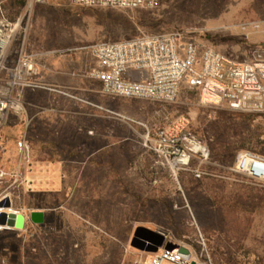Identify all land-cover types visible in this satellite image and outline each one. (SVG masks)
<instances>
[{
  "label": "rangeland",
  "instance_id": "1",
  "mask_svg": "<svg viewBox=\"0 0 264 264\" xmlns=\"http://www.w3.org/2000/svg\"><path fill=\"white\" fill-rule=\"evenodd\" d=\"M15 1L0 0V11L24 27L3 64L14 62L24 38L25 54L43 67L42 79H68L72 95L87 104L25 91L20 103L27 118L10 114L0 128V169L16 168L23 136L31 165L43 157L61 166L60 189L42 184L20 190L15 205L26 213L45 211V221L2 231L0 264H137L145 256L129 245L137 226L191 245L212 264H264V186L215 177L195 180L185 171L176 181L139 137L146 128L153 133L167 125L164 118L171 123L183 116L187 129L209 150L210 172L234 178L221 167H230L239 151H255L257 138L264 141V98L260 112L213 110L201 107L196 91L184 83L178 104L163 106L103 96L88 77L95 64L93 45L166 31L180 43L194 41L239 61L252 60L264 48V32L241 27L264 21V0H158L153 8L136 10L27 0L18 14ZM65 105L76 114L42 115L34 107ZM114 114L140 125L130 123V128Z\"/></svg>",
  "mask_w": 264,
  "mask_h": 264
},
{
  "label": "built area",
  "instance_id": "2",
  "mask_svg": "<svg viewBox=\"0 0 264 264\" xmlns=\"http://www.w3.org/2000/svg\"><path fill=\"white\" fill-rule=\"evenodd\" d=\"M71 6L119 10L150 9L158 0H50ZM243 31L264 32V21L243 25ZM20 19L12 20L0 11V128L10 114L26 115L20 103L25 91L55 93L74 98L69 90L42 79V66L24 52V38L16 49L11 65L3 63L7 51L17 42L16 34L23 31ZM90 53L96 62L88 77L98 82L101 95L121 100H139L163 106L178 104L184 83L196 91L201 107L213 110L225 107L236 112H260L264 98V48L254 52L252 60L239 61L214 48L194 41L180 43L172 33L134 37L122 41L95 44ZM133 74H137L134 78ZM4 75V76H3ZM20 104L17 108L15 104ZM85 103V102H84ZM98 108V107H97ZM98 109L104 110L99 107ZM39 114L52 112L51 108H38ZM111 113V112H110ZM113 114V113H111ZM118 119L131 121L119 114ZM159 126L153 133L146 127L141 136L142 146L152 151L177 181L181 172H189L195 180L205 177L239 180L264 186V156L251 150L236 153L230 167H221L228 175L210 172L214 166L204 142L187 129L186 121H175ZM168 119V120H167ZM19 161L12 171L0 169V201L8 198L11 207L6 212L28 214L17 207L20 190L29 191L32 181L25 173L32 170L30 145L25 136L19 142ZM220 166H215V169ZM3 211L0 209V212ZM7 230L0 225V234ZM165 236L164 243L155 253H146L137 264H212L203 252L191 245ZM167 242L176 245L165 248ZM184 248L187 254L180 251ZM204 251V250H202Z\"/></svg>",
  "mask_w": 264,
  "mask_h": 264
},
{
  "label": "water",
  "instance_id": "3",
  "mask_svg": "<svg viewBox=\"0 0 264 264\" xmlns=\"http://www.w3.org/2000/svg\"><path fill=\"white\" fill-rule=\"evenodd\" d=\"M11 207V202L8 198H4L0 201V225L7 230L22 231L25 229L28 223L33 225H42L44 223L45 213L42 210H33L28 214L6 212L5 209ZM165 236L155 230L144 226L135 227L129 245L131 248L146 252L155 253L159 247L164 243ZM176 245L172 242H167L165 248L173 249ZM180 251L187 254L184 248H180Z\"/></svg>",
  "mask_w": 264,
  "mask_h": 264
},
{
  "label": "crops",
  "instance_id": "4",
  "mask_svg": "<svg viewBox=\"0 0 264 264\" xmlns=\"http://www.w3.org/2000/svg\"><path fill=\"white\" fill-rule=\"evenodd\" d=\"M95 65H96V62L94 64V67H95ZM136 76H137V74H133L134 78ZM50 77H53V75H50L48 78H50ZM45 81L48 82V83H51V84H54V85H57V86H60V87L62 86L64 88H66L67 90H69L71 92V94H72V90H74V88L72 87L71 82L68 79L66 80V78H63V82H59V83H54L52 80H51L52 82L51 81H47V80H45ZM95 83L98 85L97 88L99 89L98 82H95ZM97 92L100 94L99 90ZM47 94L53 96L54 98H58L60 100H63L64 102H68V103L71 102L72 99H74V98L63 97V96H60V95L55 94V93H47ZM75 100H77V99H75ZM81 100H83V99L81 98ZM77 101H79V100H77ZM123 101H139V100H123ZM79 102H81V101H79ZM84 102H81V103H84ZM85 104H87V103L85 102ZM34 107H36V108L37 107L38 108H45V109L46 108H51L53 111L52 112H47V113H52V114H55V113H58V112L60 114H64V115L76 114V112L73 113L70 110L69 106H66V105L65 106H45V107L34 106ZM92 107H94L96 110H100L98 108L101 107V106L96 105V106H92ZM101 108H103V107H101ZM25 111H26V109H25ZM43 114L44 113H42V115ZM79 115L82 116L83 113H80ZM119 115H121V114H119ZM25 116L27 118V112H26ZM121 116H123V115H121ZM123 117H125V118H127V119H129L131 121H128V120L125 121V120L117 118L118 121L123 122V123H127L130 128H131L130 123L139 124L140 125V123H137L135 120H133L131 118H128L126 116H123ZM132 130L135 132V134H138L135 129H132ZM141 136L142 135H139L140 138H141ZM43 155H46V152H43ZM60 170H61V166H60L59 162H55V161H53V162L49 161L48 162L43 157H39V158H37L36 161L32 162L31 173L30 172L29 173H25V177H26V179H29V180L33 181L32 187H34V186L37 187V186H40V185L43 184V187L53 186V189L57 190V189L61 188V181L59 179L58 180L56 179V175H58L60 173ZM35 181L36 182L38 181V184L34 185ZM32 187H31V189H33ZM34 210H36V209H34ZM31 211H33V210H31ZM44 213H45V211H44ZM31 225H33V224H31ZM35 226H38V225H35Z\"/></svg>",
  "mask_w": 264,
  "mask_h": 264
},
{
  "label": "trees",
  "instance_id": "5",
  "mask_svg": "<svg viewBox=\"0 0 264 264\" xmlns=\"http://www.w3.org/2000/svg\"><path fill=\"white\" fill-rule=\"evenodd\" d=\"M26 1L27 0H16L15 1V5L18 7V12H16V14L19 13L20 10L23 9V7L25 6L26 4ZM14 2V0H13ZM76 7H81V6H76ZM83 8V7H82ZM86 8V7H84ZM13 9V8H12ZM163 33H168L167 31L166 32H163ZM255 146L258 147L259 149H257L256 147L254 148L256 153L260 154V155H263L264 156V141L263 140H259L258 138L255 140Z\"/></svg>",
  "mask_w": 264,
  "mask_h": 264
},
{
  "label": "bare ground",
  "instance_id": "6",
  "mask_svg": "<svg viewBox=\"0 0 264 264\" xmlns=\"http://www.w3.org/2000/svg\"><path fill=\"white\" fill-rule=\"evenodd\" d=\"M15 106H17V108H20L19 106H21V105L17 103V104H15Z\"/></svg>",
  "mask_w": 264,
  "mask_h": 264
}]
</instances>
